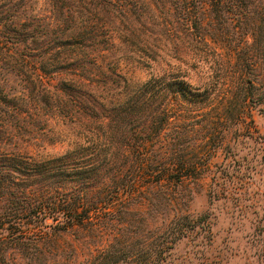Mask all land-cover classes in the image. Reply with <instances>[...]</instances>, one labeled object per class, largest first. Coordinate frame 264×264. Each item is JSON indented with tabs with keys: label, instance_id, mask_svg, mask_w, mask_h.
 I'll return each instance as SVG.
<instances>
[{
	"label": "trees",
	"instance_id": "16d2710c",
	"mask_svg": "<svg viewBox=\"0 0 264 264\" xmlns=\"http://www.w3.org/2000/svg\"><path fill=\"white\" fill-rule=\"evenodd\" d=\"M55 1L58 24L35 14L17 21L10 0L8 5L0 6V70L7 60L9 64L19 62L26 77L20 88L9 84V80L0 82V111L10 119L23 120L37 96L44 104L55 102L62 109L78 112L74 115L78 122L93 120L98 132L88 129V140L81 137L71 148L53 156L37 158L0 149L1 257V243L6 241L24 248L27 241H44L51 234L104 233L105 218L116 219L110 217L116 214V204L136 202L138 206L151 200L146 195L150 188L168 191L187 179L200 178L208 166L206 159L220 144L212 147L208 143L216 127L221 141L230 123L240 124L247 118L253 122V111H264V92L253 91L262 84L256 78L264 80V65L262 71L253 74L256 64L251 68L244 65L229 75L218 94L212 81L193 84L171 68L130 85L119 96L114 92L103 95L101 88H116V70L102 69L111 25L80 15L89 0ZM108 2L93 3L102 9ZM168 2L174 10H180L188 27L203 25L196 8L208 10L215 25L224 26L226 15L234 18L243 43L264 47V0ZM10 24H19L18 34H13L15 29ZM216 30L219 35L225 32L217 26ZM198 36L205 41L212 37L200 30ZM8 42L12 47H7ZM16 43H21L19 52ZM81 57L84 64L78 62ZM79 69L87 72L83 81L73 77L80 76L76 73ZM60 72L71 77H61L51 89L44 76ZM36 86L39 90L33 96ZM10 119H0V142L2 129ZM202 130L207 135L200 142L187 143L188 135ZM118 235L116 231L108 233L105 243L81 264H116L120 257L116 258L113 241ZM163 253V247L154 249L147 264L159 262Z\"/></svg>",
	"mask_w": 264,
	"mask_h": 264
},
{
	"label": "rangeland",
	"instance_id": "374dc122",
	"mask_svg": "<svg viewBox=\"0 0 264 264\" xmlns=\"http://www.w3.org/2000/svg\"><path fill=\"white\" fill-rule=\"evenodd\" d=\"M10 1L17 21L35 14L59 23L55 0ZM96 1L102 0H89L80 15L111 25L110 43L102 57L106 65L102 69L116 70V88H101L103 95L114 92L119 96L130 85L171 68L193 84L212 81L216 94L221 92L227 77L244 65L251 68L256 64L253 74L262 71L263 45L243 43L238 22L227 15L224 26L215 25L208 10L201 12L196 8L203 18L198 29L188 27L180 10H174L168 0H110L102 9L94 7ZM5 3L8 5L9 0H0V6ZM216 26L224 34L219 35ZM9 27L18 34L19 24ZM199 30L212 37L205 41L198 36ZM8 38L12 36L9 34ZM9 44L7 47H12ZM14 47L17 52L22 48L21 43ZM7 61L0 70V82L9 80V84L20 88L26 78L21 66L19 62ZM83 61L81 57L78 62L84 64ZM76 73L80 76L73 75L75 79L85 80L83 75L87 72ZM61 77L71 75L46 74L44 80L54 89ZM256 79L262 84L253 91L263 93L264 80ZM36 89L38 86L31 95ZM36 98L23 120L10 119L0 111V119H10L2 129L1 150L20 151L37 158L53 156L71 148L81 137L88 140L90 129L98 132L93 120L83 124L74 118L78 112L62 109L55 102L44 104ZM218 132L216 127L208 143L212 147L220 144L214 155L206 159L208 166L200 178L187 179L168 191L163 187L150 188L146 195L151 200L138 206L136 202L116 204V214L110 215L116 219L105 218L102 234H51L44 241H27L24 248L2 242L4 256H0V264H81L105 243L108 233L115 231L119 233L113 241L116 258L120 257L116 264H147L152 251L162 247L165 253L156 264H264V111L255 109L253 122L247 118L240 124L230 123L223 130L221 141ZM206 133L202 130L188 135L187 143L200 142Z\"/></svg>",
	"mask_w": 264,
	"mask_h": 264
}]
</instances>
